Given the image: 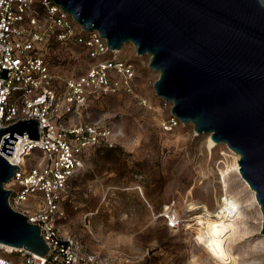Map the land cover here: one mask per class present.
Returning <instances> with one entry per match:
<instances>
[{
	"label": "rangeland",
	"instance_id": "1",
	"mask_svg": "<svg viewBox=\"0 0 264 264\" xmlns=\"http://www.w3.org/2000/svg\"><path fill=\"white\" fill-rule=\"evenodd\" d=\"M49 53L50 69L58 77L78 75L92 62L88 48L75 43H53ZM101 57L133 64L135 92L90 98L75 116L109 125L120 135L112 148H88L84 167L61 201V231L91 251H118L128 258L126 264H218L197 241L200 226L193 217L203 213V206L215 214L227 192L246 204L229 254L235 264H264L262 213L234 170L233 151L223 142L209 150L208 135L197 134L190 121L178 120L170 130L162 127V120L171 115V102L154 90L159 72L149 66V54L137 53L126 41ZM139 96L147 104L140 103ZM39 155L34 150L24 165L34 164ZM166 214L176 217L175 227L168 225ZM0 255L24 264L21 251L4 247Z\"/></svg>",
	"mask_w": 264,
	"mask_h": 264
},
{
	"label": "water",
	"instance_id": "2",
	"mask_svg": "<svg viewBox=\"0 0 264 264\" xmlns=\"http://www.w3.org/2000/svg\"><path fill=\"white\" fill-rule=\"evenodd\" d=\"M109 49L132 42L159 72L155 92L171 115L192 122L239 154V170L260 204L264 234V1L54 0ZM38 139L36 118L0 126V244L41 256L48 247L36 224L11 208V155L18 135ZM4 153V154H3Z\"/></svg>",
	"mask_w": 264,
	"mask_h": 264
},
{
	"label": "built area",
	"instance_id": "3",
	"mask_svg": "<svg viewBox=\"0 0 264 264\" xmlns=\"http://www.w3.org/2000/svg\"><path fill=\"white\" fill-rule=\"evenodd\" d=\"M50 42L75 43L88 48L92 62L75 76H57L50 69ZM97 30L86 31L54 0H0V126L19 119L36 118L38 139L25 132L16 138L11 155L19 166L5 187L11 208L36 224L48 252L41 256L26 249L24 264H126L128 258L82 250L71 235L60 232L64 217L62 199L72 188L71 178L85 163L89 147L118 143L120 132L105 124L75 119L90 98L120 90L134 93L135 69L130 61L101 57L108 51ZM136 95V94H135ZM140 103L147 99L139 96ZM74 118L75 121L70 122ZM178 119L170 115L161 122L170 130ZM20 146L17 155V147ZM34 150L40 153L32 165H24ZM169 210V206H167ZM165 217L175 227V216ZM0 264H15L0 255Z\"/></svg>",
	"mask_w": 264,
	"mask_h": 264
},
{
	"label": "bare ground",
	"instance_id": "4",
	"mask_svg": "<svg viewBox=\"0 0 264 264\" xmlns=\"http://www.w3.org/2000/svg\"><path fill=\"white\" fill-rule=\"evenodd\" d=\"M206 135H208L207 146L208 149L211 150V148L216 146L217 143L211 142L209 139L210 135ZM19 148L20 146L17 147L15 155H17ZM231 150L233 151L235 158L234 170L242 177L237 160L239 158V154L233 149ZM242 179L249 190L253 193V200L260 207V204L255 197V190L250 187L246 179L243 177ZM241 200L238 197L225 192V195H223L221 200L218 202L217 211L215 214L210 213L207 207L203 206L201 207L203 213H198L196 214L197 216L193 217V219L198 220L197 222L200 226V233L196 238L197 241L207 250L211 258L214 259L218 264H235V259L229 254L228 248L240 223L243 209L246 206V204ZM4 247H7V249L9 248L12 251L19 250L18 248L0 244V248Z\"/></svg>",
	"mask_w": 264,
	"mask_h": 264
},
{
	"label": "trees",
	"instance_id": "5",
	"mask_svg": "<svg viewBox=\"0 0 264 264\" xmlns=\"http://www.w3.org/2000/svg\"><path fill=\"white\" fill-rule=\"evenodd\" d=\"M53 43H54V42H50V47H51V45H52ZM46 56H47L49 59H51V56H50V53H49V52L46 53ZM90 58H91V57H90ZM114 146H116V145H113V146L98 145V146H93V147H98V148H101V147L112 148V147H114ZM79 172H80V171H79ZM79 172H78V173H79ZM78 173H77V174H78ZM77 174H76V175H77ZM74 176H75V175H74ZM74 176H73V177H74ZM73 177H72V178H73ZM72 178H71V180H72ZM71 184H72V181H71ZM68 195H69V194H68Z\"/></svg>",
	"mask_w": 264,
	"mask_h": 264
},
{
	"label": "crops",
	"instance_id": "6",
	"mask_svg": "<svg viewBox=\"0 0 264 264\" xmlns=\"http://www.w3.org/2000/svg\"><path fill=\"white\" fill-rule=\"evenodd\" d=\"M59 229H60V227H59ZM60 232L63 234V235H70V234H64L62 231H61V229H60ZM73 236V235H72ZM81 248H82V250H85V251H91V250H89V249H87L86 247H84V246H82L81 245ZM94 252V251H93Z\"/></svg>",
	"mask_w": 264,
	"mask_h": 264
}]
</instances>
